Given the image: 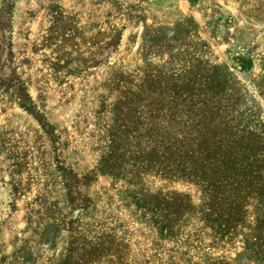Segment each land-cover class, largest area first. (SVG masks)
I'll return each mask as SVG.
<instances>
[{
  "label": "rangeland",
  "instance_id": "374dc122",
  "mask_svg": "<svg viewBox=\"0 0 264 264\" xmlns=\"http://www.w3.org/2000/svg\"><path fill=\"white\" fill-rule=\"evenodd\" d=\"M118 83H157L166 117L198 96L176 111L264 121V0H0V264H264L260 200L226 234L189 179L98 172Z\"/></svg>",
  "mask_w": 264,
  "mask_h": 264
},
{
  "label": "trees",
  "instance_id": "16d2710c",
  "mask_svg": "<svg viewBox=\"0 0 264 264\" xmlns=\"http://www.w3.org/2000/svg\"><path fill=\"white\" fill-rule=\"evenodd\" d=\"M238 63L242 69L252 68L251 60L238 58ZM118 87L99 173L124 177L155 171L189 179L206 193L205 220L226 234L242 223L252 199L264 204V121L259 115L241 110L231 116L228 110L220 114L204 109L180 115L176 111L180 103L207 107L206 100L194 96L174 97L173 111L166 117L157 83L148 94L141 92L139 83ZM63 178L75 192L78 180L69 173ZM155 209L157 226L168 233L186 206L177 195L159 200Z\"/></svg>",
  "mask_w": 264,
  "mask_h": 264
}]
</instances>
